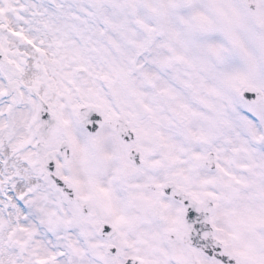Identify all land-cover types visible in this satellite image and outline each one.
<instances>
[{
	"label": "snow or ice",
	"instance_id": "6c2138e0",
	"mask_svg": "<svg viewBox=\"0 0 264 264\" xmlns=\"http://www.w3.org/2000/svg\"><path fill=\"white\" fill-rule=\"evenodd\" d=\"M0 264H264V0H0Z\"/></svg>",
	"mask_w": 264,
	"mask_h": 264
}]
</instances>
